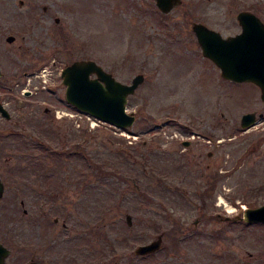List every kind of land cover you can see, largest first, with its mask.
<instances>
[{"label": "rangeland", "instance_id": "obj_1", "mask_svg": "<svg viewBox=\"0 0 264 264\" xmlns=\"http://www.w3.org/2000/svg\"><path fill=\"white\" fill-rule=\"evenodd\" d=\"M263 4L0 0V101L28 103L18 135L0 119L6 264H264V224L241 219L264 204V119L239 123L261 111L260 90L222 78L191 28L231 35L241 10L264 20ZM82 59L124 83L144 75L131 127H92L65 100L61 70ZM159 235L158 251L135 254Z\"/></svg>", "mask_w": 264, "mask_h": 264}, {"label": "water", "instance_id": "obj_2", "mask_svg": "<svg viewBox=\"0 0 264 264\" xmlns=\"http://www.w3.org/2000/svg\"><path fill=\"white\" fill-rule=\"evenodd\" d=\"M182 0H155L162 13H168ZM241 31L223 37L222 34L200 22H195L192 30L204 57L210 59L219 69L221 77L233 82H252L260 89L264 102V24L251 12L240 11L237 15ZM12 42L14 36H8ZM2 72L0 70V77ZM65 85L66 101L80 111L87 112L99 120L119 128L131 127L135 121L133 112L127 113L128 96L144 81V75L133 76L130 83L117 80L112 73L104 70L91 59L75 60L61 70ZM255 114L242 115L241 126L246 128L254 123ZM4 187L0 180V197ZM128 225L130 215L126 216ZM241 219L250 223L264 224V204L248 208ZM162 235L148 244L136 248L135 254L144 256L161 248ZM9 250L0 242V264H5Z\"/></svg>", "mask_w": 264, "mask_h": 264}, {"label": "flooded vegetation", "instance_id": "obj_3", "mask_svg": "<svg viewBox=\"0 0 264 264\" xmlns=\"http://www.w3.org/2000/svg\"><path fill=\"white\" fill-rule=\"evenodd\" d=\"M156 4V3H155ZM262 8H263V10H264V4L262 5ZM241 11H248V10H241ZM240 12V11H239ZM238 12V13H239ZM248 12H251V13H253L254 15H256V13H254V12H252V11H248ZM238 13H237V15H238ZM237 15H236V19H237ZM259 19H260V21L264 24V20L262 19V18H260L258 15H256ZM195 22H193V24H194ZM237 23H238V25H239V31H237V32H235V33H233V34H231V35H226V36H224L221 32V34H222V36L223 37H228V36H232V35H235V34H237V33H239L240 31H241V26H240V23H239V20L237 19ZM193 24H192V26H193ZM192 28V27H191ZM193 31V30H192ZM219 32V31H218ZM196 38V37H195ZM211 61V60H210ZM212 62V61H211ZM213 63V62H212ZM215 65V64H214ZM216 66V65H215ZM217 67V66H216ZM218 68V67H217ZM219 69V68H218ZM220 71V70H219ZM221 75V74H220ZM2 76V75H1ZM227 81H230V80H227ZM230 82H232V81H230ZM256 86V85H255ZM260 90V89H259ZM23 95L24 96H30V95H32V92L31 91H29V90H25L24 92H23ZM260 99H261V97H260ZM261 101H262V99H261ZM8 104L9 103H7V102H4V101H0V119H3L4 120V122H7V123H10V128L8 127L7 129H8V132H9V134L7 133V131H6V133H7V135L9 136V135H18L20 132H21V127H23V125H21V122L23 121V119L26 117V112H24L22 109H24L26 106H27V102L25 101V100H23L22 98H16L15 99V104H14V107L16 108V110L14 109V107L13 106H8ZM16 111H18V114H15V112ZM50 110H49V108H46L45 109V112H49ZM250 113H254L255 114V116H254V119H255V121H254V123L253 124H251L248 128H243V130H247V129H250L251 127H253L257 122H258V120H260V119H264V102L262 101V109H261V111H256V110H254V111H252V112H250ZM14 118H16V119H14ZM242 115H241V117H240V121H239V123H240V126H241V123H242ZM242 127V126H241ZM10 129H12V130H10ZM10 130V131H9ZM187 137V136H186ZM195 137H196V135L193 133L192 135H190V134H188V138L189 139H187V140H181V143L184 145V146H188V145H190L191 143H194V139H195ZM221 140H218L217 141V143L218 144H216V145H219V144H221ZM186 149V148H185ZM199 155H201V154H199ZM190 156H191V154L190 153H187V157H188V159H190ZM207 156L209 157V158H212V157H214V152L213 151H209V152H207ZM213 166H215V165H213ZM1 181H2V183H3V187H4V191H3V195L1 196V197H3L4 196V193H5V191H6V184H5V182L3 181V179H0ZM0 197V198H1ZM21 204H23V202L21 201ZM23 212L24 213H26L27 211H26V209L24 208L23 209ZM55 221H57V218H55ZM66 224L65 223H63V226H65ZM4 247L6 248V249H8L9 250V254H10V249L7 247V246H5L4 245ZM9 254L6 256V259H7V257L9 256ZM6 259H5V264H6ZM30 264H35L34 262H31Z\"/></svg>", "mask_w": 264, "mask_h": 264}, {"label": "built area", "instance_id": "obj_4", "mask_svg": "<svg viewBox=\"0 0 264 264\" xmlns=\"http://www.w3.org/2000/svg\"><path fill=\"white\" fill-rule=\"evenodd\" d=\"M91 123H93V122H91ZM93 125V124H92Z\"/></svg>", "mask_w": 264, "mask_h": 264}]
</instances>
